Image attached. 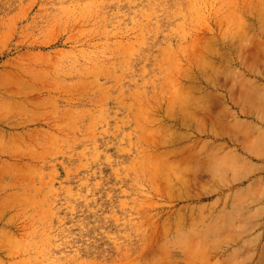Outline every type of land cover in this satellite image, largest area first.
Listing matches in <instances>:
<instances>
[{"label":"rangeland","instance_id":"obj_1","mask_svg":"<svg viewBox=\"0 0 264 264\" xmlns=\"http://www.w3.org/2000/svg\"><path fill=\"white\" fill-rule=\"evenodd\" d=\"M0 264H264V0H0Z\"/></svg>","mask_w":264,"mask_h":264}]
</instances>
